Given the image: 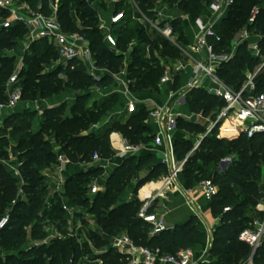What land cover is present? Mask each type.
<instances>
[{
	"label": "trees",
	"instance_id": "16d2710c",
	"mask_svg": "<svg viewBox=\"0 0 264 264\" xmlns=\"http://www.w3.org/2000/svg\"><path fill=\"white\" fill-rule=\"evenodd\" d=\"M31 9L37 10L38 5L44 15L50 14L49 0H24ZM212 0H179L178 7L183 12H193L197 15L202 3L209 4ZM256 0H233V3L219 26L215 31L220 35L221 41L214 44V49L220 47H230L232 38V27L242 10L249 12L253 2ZM142 10L152 16V12L147 10L144 1L141 0ZM258 13L252 22L246 23V28L251 34H258L260 39L257 47L261 56H264V6L257 4ZM190 14V13H189ZM0 15H5L0 12ZM57 15L66 32L79 31L86 36L89 41L96 65L109 70H117L124 59V54L128 50V43L135 39L129 56L131 61L128 65L127 77L129 88L138 91L146 88L158 89L159 80L164 72L160 64V58L167 56L178 57L180 50L172 45L160 34L152 36L144 30L142 26L135 25L133 28L127 26L128 23L119 25L114 31L117 39L118 53L109 50L103 43V36L98 28V20L95 11L81 0H58ZM128 20V18H127ZM179 25L178 28H175ZM173 32H177L179 39H185L184 30L181 28V20L175 19L171 22ZM26 29L22 24L0 32V102L4 101L5 84L12 74L15 57L6 55L7 51L14 49L24 38ZM184 35V36H183ZM34 54H31L30 53ZM156 53L158 55L156 56ZM5 54V55H4ZM57 59V53L53 46L46 40H38L30 44L24 53L23 60L30 62L31 67L19 73V80L24 75V80L32 77L38 79V72L43 69L44 64L51 58ZM259 61V57H254L247 51V43L239 45L234 56L228 62L222 63L216 70L217 76L227 85L234 89H239L246 79L245 71L254 69ZM57 70L50 76L54 82L49 84L38 82L39 88H22V101L27 92L33 91L32 99L50 97L64 89L73 91H88V87L98 86L101 88L110 86L114 79L112 74L106 72L100 76L88 74L82 64L71 62L66 67L57 66ZM33 72L35 73L33 75ZM62 74L66 78V85L71 88H59L56 86L55 75ZM61 80L58 78L57 82ZM81 82L82 84H78ZM255 91H264V71L254 78ZM21 85V84H20ZM86 87V88H84ZM36 90L38 95H36ZM90 97L88 93H80L76 96L74 103L69 106V114L60 117V113L67 104L50 107L44 110L40 125L37 131L30 130L31 115L35 114L29 108L22 111H13L5 115L2 123L5 130H11L15 125L17 133H22L14 149V156L19 162L20 179L10 172L5 165L0 163V217L7 211L10 213L8 224L0 230V248L8 250L4 256H0V264H79L85 252L89 251V243L97 248H105L99 258L103 259V264H123L122 259L126 255L109 248V238L125 232L127 236L136 244L146 246L152 250H157L159 255H174L181 249L191 248L197 235L198 220L191 216L189 220L173 228H167L159 234L150 235L151 225L138 216V212L143 205L136 196L130 200L118 203L119 196L130 185L132 178L141 170L151 166V170L146 177L139 180L134 188V194L147 181L153 178L156 172L164 171L161 164L156 163L152 154L143 156L130 155L118 165L109 175L105 182V191L94 194L93 197L87 195L90 179L97 175L99 170L77 173L65 180V195L72 206H79L92 216L95 224L100 229L97 232L87 229L86 241H80L74 237H53L48 242L40 244L26 245L27 220H34L30 223L29 236L33 242L45 239L44 222L46 219L54 221L60 220V225L67 222V214L59 206L60 216H54L55 204L61 203L59 197L53 198L51 205L53 211L40 209L41 213L32 216V211L42 204L41 197L46 192L45 177L41 170L56 162L55 145H59L65 156L70 161H90L94 153L100 158L106 159L113 155L110 147L109 135L113 131L119 132L129 143L148 142L151 136L144 135L140 122L145 118V111L138 109L130 113L126 120L112 117L111 111L116 104V95L105 96L94 101L92 108L85 106V101ZM186 103L190 109L198 113L203 111H218L223 105V101L207 93L202 88H192L185 96ZM85 110L86 116H82ZM99 112L98 114H96ZM112 118L104 123L97 130L88 134H82L87 130L89 124L107 117ZM142 116V119H138ZM101 119V120H102ZM81 122L84 124L80 125ZM187 125H191L187 123ZM82 127V128H81ZM0 134V159L8 157V141L5 130ZM205 130L202 129L201 133ZM227 135L226 129L221 130ZM49 133L55 139L51 143L48 139L41 137ZM216 126L205 135L200 141L197 149L187 156L191 148L184 141H176L174 144L175 154L179 160H185L182 174L188 186L194 182H201L204 179H211L217 186L216 194L210 199V209L214 218H218V225L212 231V238L208 255L216 257L209 264H239L241 257L250 252V247L238 239L239 233L247 228L251 217L248 214L241 216L242 209L251 207L257 217L262 214L255 210V205L261 197L260 191L252 194L245 193L241 200L235 193L234 185L246 191H251L256 187V182L260 178V166L255 162L256 156L264 158V135L257 134L247 138L240 134L237 138L227 140L219 139L215 135ZM227 156H234V160L228 164L223 171H218L215 166L219 161ZM212 161L214 168L211 174L200 169L198 162L206 163ZM241 177L245 181H241ZM249 179V180H246ZM22 181L19 188V182ZM264 190V180L262 182ZM25 194V199H18V191ZM242 192V191H241ZM264 193V191H263ZM229 208L224 211V208ZM147 213L152 212V208H146ZM56 213V212H55ZM78 214V212H75ZM244 224V226H242ZM5 233V234H3ZM3 234V235H2ZM2 235V236H1ZM246 255V256H247ZM254 264H264V240L257 249ZM197 264H204L198 262Z\"/></svg>",
	"mask_w": 264,
	"mask_h": 264
},
{
	"label": "built area",
	"instance_id": "2783aa9c",
	"mask_svg": "<svg viewBox=\"0 0 264 264\" xmlns=\"http://www.w3.org/2000/svg\"><path fill=\"white\" fill-rule=\"evenodd\" d=\"M81 1H84L95 11L98 20V28L103 36V43L109 50L118 53L117 39L113 33V28L116 25L125 24L129 17V12L136 13L141 24H147L160 32L163 37L167 38L178 47L180 55L182 54L192 61L193 78L189 83V88L202 87V81L205 79L213 83L214 87H207L206 91L220 98L224 103L217 114L218 120L222 119L229 121L232 131L237 135L244 134L247 138H251L257 134L264 135V91L258 93L255 91L253 78L244 82L239 89H234L217 76V68L222 63L231 60L233 55L215 51L214 44L221 41L220 35L215 31V21L202 22L197 20L199 33L195 43L192 45V52L195 54L202 53L203 56L194 58V56L184 49H181V46L173 41L174 34L170 23L175 20V18L164 15L162 0H142L147 10L154 14V18L148 16L142 10L140 5L141 0ZM232 3L233 0H213L210 7L214 14L219 15L229 9ZM57 4L58 0H49L50 14L44 15L40 10V5H38L37 10H33L24 0H0V12L5 13L4 16L0 15V32L16 24H22L26 29L23 41L24 45L22 47L23 53L28 49L31 43L46 39L57 53V66L66 67L71 62H77L84 66L88 74L96 76L102 69H99L96 65L94 53L91 50L88 39L79 31L66 32L62 29L57 15ZM257 13L258 8L256 7L249 17V22L254 20ZM131 16L133 18V15ZM247 35L248 32L246 31L244 37ZM128 45L129 48H132L135 45V41L129 42ZM250 47L253 56H259L257 43H253ZM23 53L21 54L23 55ZM123 54L125 55L126 52ZM261 67H264V61L261 63L260 68ZM183 68L184 66L179 64L173 68L172 71L171 69L164 70L158 86H161L167 81H171L173 72L181 71ZM20 71L21 66L17 65L5 84L6 98L4 101L0 102V114L12 112L18 104L22 102V90L18 85ZM185 95L186 92L185 94H181L176 102H184ZM135 109L136 104L130 102L127 106V111L131 113L134 112ZM152 114L159 124L166 121L164 127L166 132L170 131L175 126V120L170 118L169 115L165 117L160 111H153ZM153 141L156 145H162L163 131H159L155 134ZM136 150L137 147L123 141L121 156ZM62 159L63 158H59L61 162L68 161ZM92 159L95 161L101 160L97 153L93 154ZM233 160L234 156L222 158L218 164V171L225 170L228 164ZM162 161H166V158L162 159ZM99 191L100 188L97 185H92L89 189L91 195ZM199 191L204 198L210 200L216 194L217 186L211 179H204L199 184ZM148 204L149 202H145L142 205L138 212V216L151 225L149 230L150 235L159 234L167 229L166 223L154 213L146 212ZM62 207L67 214L68 222H70L75 213V208L63 201ZM228 209V207L224 208V211ZM255 210L262 214L261 220L257 219L254 226L243 229L238 235V239L250 247V252L242 264H254V255L264 240V194L258 199ZM9 218L10 213L8 211L0 217V230L8 224ZM42 242L46 241L43 240ZM110 245L117 248L119 253L129 257L128 262L125 264H197L199 262L193 260L191 248L181 249L174 255H159L157 250L136 245L126 233L113 236Z\"/></svg>",
	"mask_w": 264,
	"mask_h": 264
},
{
	"label": "crops",
	"instance_id": "0c3cea01",
	"mask_svg": "<svg viewBox=\"0 0 264 264\" xmlns=\"http://www.w3.org/2000/svg\"><path fill=\"white\" fill-rule=\"evenodd\" d=\"M211 3L212 2H210L209 4H202L201 10L196 17H190L188 14L186 16L181 15V13L179 14V16H175V19H178L179 17V19H182L184 23V33L186 35L185 39L188 42L187 45L190 47V54L194 56V58H200L201 56H203L202 53L195 54L194 52H192V45L195 43L199 33L197 20H200L202 22L215 21L216 27L221 24L224 18H226L227 13L230 9L229 8L223 13L217 15L213 13L210 7ZM165 11L166 9L163 13H165ZM259 39L260 36L258 34H248L242 39V41H246L247 48L250 51V45H252L253 43H258ZM23 41L24 38L17 44L14 49L11 50V56L15 57V63L20 66L23 65V57L25 53L22 52V47L24 45ZM235 50L236 48L229 54L234 56ZM21 53H23V55ZM128 56L126 57V54L124 55V59L120 64V73L116 77V80H114L113 82V88H108L109 86L104 88H90V91H94L97 94L99 93V97L102 98L113 94L116 95V104L110 113L111 115H116V118H119L122 115L128 116L130 113L127 111V106L130 102H134L136 104L135 111L138 109H142L146 113L145 118L140 122V125L143 130H145L143 134L151 136V139L148 142H138L135 144H131L119 132L113 131L109 135V142L110 147L113 151V155L110 158H101V160L98 161H95L93 159H91L90 161H70L67 156H65L60 146L56 144L54 147V150L56 152V162L50 167L45 168L43 172V176L45 177V184L47 186V195H49L48 197H50L51 199H53V196H58L59 199H61V202L63 201L71 205L64 191L65 180L74 174L98 169L99 172L97 177H94V179H92L87 189V195L89 197H93L94 195H91L89 193L90 187L92 185H97L100 188L99 192H104L105 182L107 178L114 171V169L121 164L124 158L130 155L143 156L152 154L155 157L156 163L161 164L164 168V173L158 177L151 178L137 190L136 194H134L136 183L142 178L146 177V175L151 170L152 165L144 168L132 178L130 185L127 186V188L119 196L118 203L130 200V198L133 196H136L140 201L143 202V204L145 202H149L147 208L151 207V213H154L155 215H157V217L162 218L165 221L168 229L173 228L176 225H181L189 220L191 216H195L198 220L197 235L194 244L191 247V250L193 252V260L198 262L205 256L206 251L210 247L212 238L211 231H213V229L218 225L219 221L214 218L211 213L210 200L204 198L200 194V182H194L192 186L187 185L185 177L182 174L183 164L185 160H179L177 158L175 154L174 144L176 141L188 140L190 136L189 132L181 130L179 128V119H183L185 123H193L192 119L194 118L196 123H199V125H204L203 127H205L206 129V131L204 132L205 136L215 127V124L219 121L217 119L218 113L215 117L217 119L216 122L209 120L207 124H203L201 119H198V115H196L190 109L189 105L186 103V100L182 103L176 102L180 98L181 94H185V92L187 94L192 89L189 88V83L193 78V63L189 58L185 57L184 55H182V57L181 55H179L178 57L168 58L169 65L166 66L164 70L171 69L172 71V69L179 64H182L184 68L181 71L173 72L172 80L163 83L161 86H158L157 90L146 88L138 91H133L129 88L128 84L129 80L127 77V70L128 65L131 61L130 56ZM257 57L261 58L260 53ZM261 63H259L256 68L257 72L262 69V67L260 68ZM250 78H254L251 73H249L248 75V79ZM248 79H245L244 82H246ZM207 87L214 86L213 83H211L208 79H205L202 81V87L200 88L206 90ZM80 93L82 92H73L71 90H66L57 95H52L47 99L39 98L35 99L32 102L22 101L13 111H19L21 109H24L25 107L27 108L28 106L34 105L40 118L44 110L47 108L59 106L62 103H74L76 96H78ZM153 111H160L161 114H163L165 117L169 115L170 118L175 120V126L170 131L166 132L164 130L166 121H163L159 124L152 114ZM8 113L9 112L0 114V123L2 122L3 117ZM201 118L203 119V117ZM224 122L225 124L219 129L218 137L220 139L229 140L237 138L239 135L235 134L232 131V129L230 128V122L228 121L229 124L226 120H224ZM102 125V121L99 124H93L92 128L84 131L82 134L93 132ZM95 127L97 128L95 129ZM223 128L226 129L227 135L222 134L221 130ZM159 131H163L162 145H156L153 141L155 134H157ZM204 136H200V138L194 143L193 149L189 151L187 156L190 155L195 149H197L200 141ZM46 139H48L51 143H55V139L53 137H47ZM123 141H126L128 144L137 147V150L121 156ZM15 147L16 144L9 145L8 157L4 160H0V163L5 165L10 172H12L17 178L20 179L18 161L16 160V158H14L15 156L13 152ZM59 158H63L62 160L66 159L68 161L61 162ZM164 158H166V161L163 162L162 159ZM145 169L148 170L147 174L143 172ZM75 212H78V209H75ZM93 224H95V222ZM95 226L98 228L96 224ZM97 232L101 233L99 228ZM111 239L112 237L109 238L110 241Z\"/></svg>",
	"mask_w": 264,
	"mask_h": 264
},
{
	"label": "rangeland",
	"instance_id": "374dc122",
	"mask_svg": "<svg viewBox=\"0 0 264 264\" xmlns=\"http://www.w3.org/2000/svg\"><path fill=\"white\" fill-rule=\"evenodd\" d=\"M162 1H163L162 5L164 6V10L166 9V11L164 13L165 16L169 15L171 18H175V16L176 17L179 16L180 13H181V15H185V16L188 14L190 17H196L197 16L193 12L192 13L189 12L190 14L188 13V11L187 12H183L182 8L180 10V8L178 7V4H179L178 0H162ZM202 4H204V3H202ZM257 4H259L260 6H264V0H256L255 2H253V5L251 6V8H250L248 13H246V11L242 10L241 15L237 18V20H235L236 22L234 23V26L232 27L233 32H232V38L230 39V47H229V49L225 48V47H220V48L217 49V52L230 53L235 48H237L239 45H242L243 43H246V41H242V39L244 38L243 36H244L245 32L246 31L248 32V30L246 28V23L249 21V17L251 16V13H252L253 9L256 8ZM201 7H202V5H201ZM201 7L199 8V12L201 10ZM131 15H133V18H132ZM152 18H154V14H152ZM178 19H179V17H178ZM126 23H128L127 26L129 28H133L135 25L142 26L144 28V30H146V32L148 34L152 35L153 37L156 36V34H160V32H158L155 29L151 28L149 25L141 24V22L138 20V15L136 13L129 12V17H128V20H127ZM170 25H171V23H170ZM178 26L179 25H176L175 28H178ZM118 27H119V25H116L113 28V33ZM181 28L185 32V26H184V23H183L182 19H181ZM173 34H174L173 35V41H175V43H177L179 46H181V49H184L185 51L190 53V47L187 45V43H188L187 40L186 39L180 40L179 39V35H178L177 32L176 33L173 32ZM248 34H251V33L248 32ZM184 35H185V33H184ZM185 37H186V35H185ZM131 41H135V39H132ZM168 41L172 45H175L170 40H168ZM127 46H129V45H127ZM127 48H128L127 49L128 51L126 52V57L129 55V53L131 52L133 47L132 48L127 47ZM247 51L250 52L248 48H247ZM11 54H12L11 50L6 52V55H8V56H10ZM31 54H34V52L33 53L31 52L30 55ZM157 55H158V53H156V56ZM251 55H253V54L251 53ZM181 57H182V54H181ZM168 58H171V57L167 56V57H164V58H160V64L162 65L163 68H165L166 66L169 65ZM263 59H264V56H261V58H259L257 66L259 65V63L263 62ZM1 64H2V62H0V66H1ZM16 66H17V63H15L13 71L15 70ZM257 66L254 69H252V70L250 69V70L245 71L246 79H248L249 73H251V75H253L254 78H255L257 75H259L260 72L264 71V67H262V69L257 72V69H256ZM29 67H31L30 62L27 61V60H25V61L23 60V65H21V70H22V68L29 69ZM57 68L58 67L56 65V59L53 57V58H51L49 60V62L44 64L43 69H41L37 73L38 74V79L32 80V77H30V78L26 79L25 81H23L24 80V75H22L18 85L20 86V88L23 87V86L25 88H39L37 86L38 82H40V83L41 82H45L47 84H49L51 82H54V78L51 77L50 75L54 74V72L57 70ZM98 68L102 69V70L99 71L100 73L96 74V76H100V75L108 72V73L112 74L113 79L116 80V77L120 73V66H119V68L117 70H109V71L107 69L103 68V67H100V66H98ZM34 74L35 73L33 72V75ZM58 78L61 80L60 82H57ZM254 78L252 80H253V83L255 84ZM55 79H56L55 80V82H56L55 84L59 88H71V86H67L65 84L66 83V78L64 77V75H62V74L55 75ZM78 84H82V83L78 82ZM84 88H86V87H84ZM88 88H89L88 91H86V92L85 91H80V92H84V93L90 94V97L87 98V100L85 101V106L87 108H90V107L92 108V106H94L93 102L102 99V97H99V95H98L99 93L97 94L94 91L93 92L90 91V88H101V87L91 86V87H88ZM108 88H113V83ZM21 90H22V88H21ZM66 90H70V89H64L61 92H64ZM203 90H205V89H203ZM71 91H73V90H71ZM61 92H59V93H61ZM33 93H34L33 91L27 92L24 95V100L23 101L24 102L25 101H31V102L34 101L35 99H32ZM59 93H57V94H59ZM57 94H54V95H57ZM36 95H38L37 90H36ZM47 98H49V97H44L42 99H47ZM37 99H39V98H37ZM65 104H67V106L60 113V117H64L65 115L69 114V106L71 104H69V103H65ZM27 108H29L32 112H35V114L31 115V119H30V123H29L30 124V130H31V132L32 131H37L38 127L40 125V120H41L42 116L39 118V116L37 114V111H36V108L34 107V105L28 106ZM22 110L23 109H21L19 111H22ZM219 111H220V109L218 111L214 110V111H210L208 113H204L203 111H200L198 113L194 112V113L196 115H198V119H201L203 124H207V122L209 120L216 122L217 119L215 117H216V114ZM98 113L99 112H97L96 114H98ZM86 115H87V113L84 110L82 112V116H86ZM200 115H202V116H200ZM113 116L116 118V115H113ZM201 117H203V119ZM126 118H127V115L126 116L122 115V116H120L119 119L124 121V120H126ZM137 118L138 119H142L143 117L142 116H138ZM101 119L96 121V122H94V124H99V123H101V121L104 124V123L108 122L109 120H111L112 118H110V116H109V117H107L105 119H102V120ZM192 120H193L192 121L193 123H190L191 124L190 126L187 125V123H185L183 121V119H181V120L179 119L178 120L179 121L178 122L179 128L181 130H185V131L189 132V134H190L189 139L188 140H184V142H187L186 144L189 146V148H191V150L194 147V143L200 138V136H204V133L201 134L202 129L206 131L205 127H203L204 125H199V123H196L194 118ZM224 124H225V122L222 119H220L215 124V126H216L215 135H216L217 138H219L218 137L219 136V134H218L219 133V129ZM80 125L84 126V124L82 122H81ZM92 125L93 124H91V125L89 124L87 130L92 128ZM12 127L13 128L10 131L9 130H5L4 126H3V123L2 122L0 123V134H3L2 130L4 129L5 130L4 134L6 135V138H7V141H8L9 145L17 143L18 139L22 136V133H19V134L17 133L15 125L12 126ZM96 128L97 127H95V129ZM41 137L46 139L47 137H52V136H49V133H45V135H41ZM227 140H229V139H227ZM4 159H0V160H4ZM254 161L257 162L259 164V166H260V178L256 182V187L254 189H252L251 191H246L244 189L241 190L240 187L234 185L235 193L238 194V200H241L243 194L248 193V192L250 194H252L254 191L259 190L261 195L264 194L263 193L264 190L262 188V182L264 180V158L262 156H256ZM18 165H19V162H18ZM197 165L199 166L200 169L205 170L206 173L209 174V175L211 174V172H212V170L214 168V163L212 161L206 162V163L198 162ZM50 166L51 165L47 166L46 168H48ZM218 167H219L218 165L215 166V169H218ZM44 169L41 170L42 174L44 172ZM143 172H145V174H147L148 170L145 169ZM163 173H164V171L156 172L154 174L153 178L154 177H158V176L162 175ZM97 175L93 176L90 179V182L92 181V179H94V177L96 178ZM240 179H241L242 182L245 181V179L243 177H241ZM246 180H249V179H246ZM21 184H22V181L20 180L19 188L21 187ZM17 195H18V199H25L26 198L25 194L21 190L18 191ZM48 196L49 195H47V189H46V192L41 196L43 198L42 204L39 205L40 206L39 208L34 209L32 211V214H33L32 216H35L38 212L41 213L40 212L41 208L42 209H49V210L52 209L51 205L53 204V202H54L53 200L54 199H51ZM55 197H58V196H53V198H55ZM26 200H27V198H26ZM59 206H61L62 210L64 211V209L62 207V202L59 203V205L55 204V206L53 208L54 209V213H53L54 216H60ZM73 207L75 209H78V214L74 213V215L71 218V221L68 222V220H67L66 225L65 224H61L60 225V222H59L60 220H56V219L54 221L49 220V219L45 220V222H44L45 239L44 240L46 242H48L51 238L57 237V236L58 237H62V238L63 237L74 236L80 241V243H82V242L87 240L86 239L87 229H92V230L98 231V228L95 226V224H93L94 223V219L92 218V216L90 214H86L87 212L85 211V209H83V208H81L79 206H73ZM53 209L51 211H53ZM239 212H241V216H244L243 214H248V216L251 217L250 223L249 224H245L247 227L254 226L256 220L257 219L261 220V218H262V217H257L256 214L253 212V209L251 207H246V208L242 209V211L240 210ZM216 219L218 220V218H216ZM33 221L34 220L32 218L30 220H27L26 227L23 229V231H25L26 235H27L26 243H25L26 245H30V244H34V243L35 244H38V243L40 244V242H42V241L33 242L30 239V236H29L30 225L29 224L32 223ZM242 226H244V224H242ZM3 234H5V233H3ZM110 242L111 241L109 240V248L112 251H117V248L112 247L110 245ZM89 247H90L89 251L85 252L84 257L80 260L79 264H103L104 261H103L102 258H99V256H100V254H102L105 251V248L97 249V248L93 247L90 243H89ZM208 250H209V248H208ZM208 250L206 251L205 256L201 259V262H203L204 264H209V263L213 262L216 259V257H213L212 255H208ZM7 253H8V250L0 248V256H2L4 258V256ZM247 253H248V251H247ZM247 253H245V255L240 258L239 264L243 263L244 259L246 258ZM128 260H129V257L126 256L125 258L122 259L121 262H123V264H125L126 262H128Z\"/></svg>",
	"mask_w": 264,
	"mask_h": 264
},
{
	"label": "bare ground",
	"instance_id": "6f19581e",
	"mask_svg": "<svg viewBox=\"0 0 264 264\" xmlns=\"http://www.w3.org/2000/svg\"><path fill=\"white\" fill-rule=\"evenodd\" d=\"M227 121V120H226ZM228 122V121H227ZM228 124H229V122H228ZM230 127V126H229ZM231 128V127H230Z\"/></svg>",
	"mask_w": 264,
	"mask_h": 264
},
{
	"label": "water",
	"instance_id": "95a60500",
	"mask_svg": "<svg viewBox=\"0 0 264 264\" xmlns=\"http://www.w3.org/2000/svg\"><path fill=\"white\" fill-rule=\"evenodd\" d=\"M199 262H201V260H199Z\"/></svg>",
	"mask_w": 264,
	"mask_h": 264
}]
</instances>
